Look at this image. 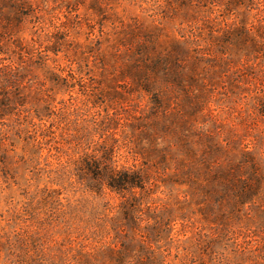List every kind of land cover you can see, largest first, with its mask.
<instances>
[{
	"label": "rangeland",
	"instance_id": "374dc122",
	"mask_svg": "<svg viewBox=\"0 0 264 264\" xmlns=\"http://www.w3.org/2000/svg\"><path fill=\"white\" fill-rule=\"evenodd\" d=\"M0 264H264V0H0Z\"/></svg>",
	"mask_w": 264,
	"mask_h": 264
}]
</instances>
